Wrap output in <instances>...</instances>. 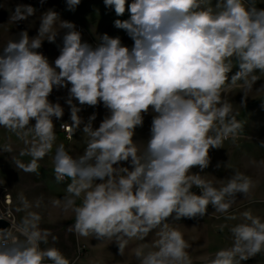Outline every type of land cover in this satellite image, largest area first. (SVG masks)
<instances>
[{"label": "clouds", "instance_id": "clouds-1", "mask_svg": "<svg viewBox=\"0 0 264 264\" xmlns=\"http://www.w3.org/2000/svg\"><path fill=\"white\" fill-rule=\"evenodd\" d=\"M80 2L66 0L68 10ZM104 4L117 16L125 13L127 4L130 18L117 19L114 26L126 31L133 46L104 34L94 47L82 41L74 23L48 9L40 17L36 36L21 31L17 40L0 50V126L33 136L27 152H21L32 157L30 163H15L25 172H37V161L56 139L53 118L64 115L60 103L48 98L54 88H67L72 123L61 127L73 136L83 124V134L89 138L79 157L63 145L54 157L56 181L71 180L63 208L75 213V233L115 238L123 255L128 240L144 239L160 228L155 251H136L140 264H191L189 245L166 221L203 218L209 205L227 213L236 195L246 196L252 187L250 178L236 173L217 189L192 169L207 168L209 150L237 135L240 125L221 96L227 91L226 82L235 86L242 81L250 89L259 79L255 73H264V9L246 6L245 0H217L215 7L209 0H131L130 4L104 0ZM35 11L31 5H17L11 18L26 20ZM58 20L59 29L67 31L53 66L37 50L45 40L55 43ZM233 57L239 70L229 77ZM73 100L81 106L103 105L107 115L99 127L93 128L95 113L84 123L78 115L82 109ZM149 111L154 113L150 138L138 155L133 135ZM11 150L9 145L3 148ZM122 162L130 163L131 170ZM194 186L201 194L192 191ZM82 194V203L75 206V198ZM20 200L29 206L23 196ZM39 219L34 213L25 219L23 241L0 233V264L45 260L69 264L58 249L40 248L47 233L35 230ZM243 221L231 229L232 247L219 250L210 264H240L264 250V222L248 212Z\"/></svg>", "mask_w": 264, "mask_h": 264}, {"label": "rangeland", "instance_id": "rangeland-1", "mask_svg": "<svg viewBox=\"0 0 264 264\" xmlns=\"http://www.w3.org/2000/svg\"><path fill=\"white\" fill-rule=\"evenodd\" d=\"M127 3L130 4L131 1L127 0ZM216 3L217 0H209V4L213 7ZM245 4L249 7L255 6L257 9H264V0H245ZM17 5H31L36 11L26 20L14 21L11 17ZM48 9L56 11L61 20L74 23L76 30L81 32L82 41L94 47L100 43V38L104 34L113 38L119 37L124 46L129 48L133 46L134 41L127 35L126 31L114 26L115 20L130 18L127 4L125 13L122 16H117L114 8L105 6L104 0H81L75 10H68L66 0H44L43 3L41 0H0V50L10 40H17L21 31H27L29 37L36 36L40 17ZM55 30H59L55 43H49L45 40L42 47L37 50L46 56L53 66L55 59L60 54L63 35L67 31L66 29H59V20ZM231 64L233 69L229 73V77L239 70L238 61L234 57L231 58ZM255 75L259 79L250 89L245 88L242 81H238L235 86H232L230 81L226 82L227 91L222 92L221 100L222 102L226 100L231 105L230 115L236 118L240 128L235 138L229 136L222 140L221 148L209 150L210 162L207 168L203 171L198 167L192 169L193 173L199 172L203 180L211 182L217 189L224 187L236 173H241L252 181L249 193L246 196L237 194L227 213H219L209 205L207 214L203 218L176 220L170 217L166 221L169 228L182 233L185 242L189 245L186 251L191 264H210L219 250L232 247L234 238L231 229L244 222L243 213L248 212L264 222V73L257 71ZM67 98V88H54L48 98L52 103H60L64 109V115L61 119L53 118L56 147L60 146L58 138H61L62 135L65 137L60 131L61 125L71 121L70 108L66 103ZM73 103L82 109L78 115L84 123L88 122V118L93 113L96 114V119L92 122L93 128L99 127L100 122L107 115V110L102 104L90 107L81 106L75 100ZM153 115L154 113L151 111L145 114L143 125L136 127L134 131L133 141L138 149V155H142L146 150ZM30 123L34 124L35 121ZM82 129L83 124L77 130L76 144L78 148L81 147L80 149L85 150L89 138L83 134ZM209 135L214 137L215 132H210ZM32 140L31 134L27 136L17 135L15 132L0 126V166H9L8 182L0 185L1 198L4 199L6 194H12L18 189L32 190L40 186V183L37 184L39 178L37 179L38 175L35 172H25L18 168L15 163L16 161L26 165L30 163V155H21V152H27ZM5 145H9L12 150L10 152L3 151ZM121 166L129 167L131 170V165L128 162H122ZM69 182L68 180L67 183ZM61 184L53 181L52 186L61 192V188H57ZM192 191L197 195L201 194L200 189L195 186ZM159 231L160 228H156L149 232L144 239L132 238L128 240L123 255L119 254L115 238L111 240L97 239L99 241L97 243L98 260H101L102 264H140V260L136 257V251L139 249L145 254L148 251H155L154 245L159 239ZM240 264H264V250L247 260L241 261Z\"/></svg>", "mask_w": 264, "mask_h": 264}, {"label": "crops", "instance_id": "crops-1", "mask_svg": "<svg viewBox=\"0 0 264 264\" xmlns=\"http://www.w3.org/2000/svg\"><path fill=\"white\" fill-rule=\"evenodd\" d=\"M70 121L68 124H71ZM63 134V133H62ZM77 131L72 141L65 140L66 138H58L60 146L63 145L64 150L67 151L74 158L79 157L85 150L78 148L76 144ZM56 141V139H55ZM52 144V148L47 152L43 159L38 160V170L35 172L39 178L37 181L40 188L18 189L10 194L13 200V212L18 224L25 229V219L29 218L30 214H36L40 219L36 222V231L41 234L47 233L46 242L44 239L40 242L41 249L55 248L69 261V264H102L98 260L97 243L99 242L94 235L79 236L75 233L72 226L75 224V213L72 209L67 211L63 208L64 198L70 194L67 192V186L71 183L70 178H65L61 185L60 191L55 190L53 181L59 183L55 179L54 172V157L60 146L56 147V143ZM68 143V144H67ZM58 148V149H57ZM31 157V156H29ZM32 159V157H31ZM30 159V161H31ZM9 166H0V185L8 182ZM41 179V181H40ZM70 181L67 183V181ZM9 194V193H8ZM23 196L28 202V207H24L21 203L20 197ZM83 194L80 198H75V206H80L82 203ZM59 200L60 205H56L54 201ZM4 199L0 197V207H3ZM31 230V229H30ZM26 238H22L25 240ZM45 262L51 263L50 260ZM101 262V263H100Z\"/></svg>", "mask_w": 264, "mask_h": 264}, {"label": "built area", "instance_id": "built-area-1", "mask_svg": "<svg viewBox=\"0 0 264 264\" xmlns=\"http://www.w3.org/2000/svg\"><path fill=\"white\" fill-rule=\"evenodd\" d=\"M61 133L64 134L67 140H72L73 136H70L69 132L64 128L60 127ZM13 200L10 194H6L4 196L3 207H0V219H6L11 223L10 234L12 237H15L17 240L23 241L22 238H26L23 233V228L18 224L16 217L14 215L13 209ZM10 242V241H9ZM44 264H51L48 262H44Z\"/></svg>", "mask_w": 264, "mask_h": 264}, {"label": "water", "instance_id": "water-1", "mask_svg": "<svg viewBox=\"0 0 264 264\" xmlns=\"http://www.w3.org/2000/svg\"><path fill=\"white\" fill-rule=\"evenodd\" d=\"M10 230H11V223L6 219L3 218L0 219V233H4V232L9 233Z\"/></svg>", "mask_w": 264, "mask_h": 264}]
</instances>
